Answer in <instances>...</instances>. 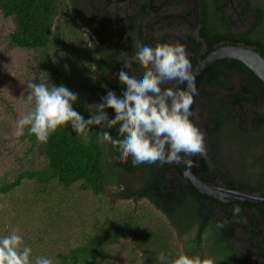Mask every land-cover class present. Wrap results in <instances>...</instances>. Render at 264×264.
Listing matches in <instances>:
<instances>
[{
    "label": "rangeland",
    "instance_id": "1",
    "mask_svg": "<svg viewBox=\"0 0 264 264\" xmlns=\"http://www.w3.org/2000/svg\"><path fill=\"white\" fill-rule=\"evenodd\" d=\"M82 1L97 7L98 22L92 24V29L85 28L79 22L73 30L65 29L63 36L52 35L49 46L43 50H27L11 46L9 34L14 30V22L11 18H4L0 13V185L12 182L26 170L39 169L47 164L43 156L37 153L36 148H33V154L26 153L30 143L25 136L26 127L32 117L45 108L49 100L48 95L53 90L49 86L47 77L52 64L67 69V79L71 82L72 90L78 88L81 91V95L93 112L104 100L103 96L100 97L103 88L102 79L95 67V44L98 47L109 44L112 51L117 53L130 38L128 28L130 17L138 14L142 7L146 9L145 14L138 16L133 32L141 24L143 37L147 41L151 38L159 39L161 35L167 33L162 29V22L157 24L155 22L157 18H151L155 12L150 8L149 0H114L108 5H104V0ZM145 1L147 2L142 3ZM183 1L168 0L164 5L165 20H172V26L168 29L172 36L168 42L173 44L176 50L168 51V57L159 62L147 60L154 84L145 85L133 78L128 80L126 85L127 91L141 103L162 107L168 123L174 122V113L179 100V92L175 86L185 79L188 71V68L180 65L186 55V50L180 47L181 42L188 34L199 41L196 29L184 33L181 27H175L174 22L180 25L181 23L167 16L168 13H172V9L176 10L174 13L185 14L182 9H179L183 8ZM205 2L208 5L207 10L215 12L218 5L213 4L214 0H205ZM224 2L226 0L221 1V4ZM255 3L264 8V0H256ZM154 4L157 5L158 2ZM185 7L188 10L184 16L186 19H191L190 12L195 17L198 15V6L195 8L191 4H186ZM61 8L66 10L69 16H73L68 0L61 3ZM237 11L235 0L225 4L224 19L232 22L233 33L244 32L254 21L253 14L239 16ZM103 13H108L115 24L101 25L100 19L103 18ZM55 24L60 22L56 21ZM54 36L59 40L57 44H55ZM178 48L181 49L179 52ZM112 51L109 50L108 55H115ZM227 77L235 90L210 95L212 85L208 84L203 87L204 92L208 91V95L201 98L200 105L195 109V137L199 143L198 151L211 168L213 164L209 156L211 148L206 140V133L211 127V122L206 98L213 96L216 97L215 100L220 98L230 102L233 97L245 99L249 97L239 91L243 80L236 81L232 74H227ZM157 85L170 89L168 92H163L157 88ZM95 96H97V102ZM251 105L253 104L241 103L235 106L234 114L240 119L241 125L247 129L248 138L255 142L256 134L249 130V121L253 116ZM256 105V110L264 115V98H261ZM151 129L156 134L154 146H167L169 155L178 161L173 132L154 129L153 126ZM238 134L240 132L229 124L222 126L218 139L225 146L221 151L222 163L217 165L227 168L235 180L245 181L264 194V180L260 181L264 172V126L260 133L259 144L256 143L251 156L246 160L238 156V146L235 145ZM223 169L219 170L220 174ZM167 177L171 181L177 179L171 171L167 172ZM123 180L132 187L139 186L141 182L135 175H125ZM80 185L81 183L77 182L65 189L56 180H52L42 191V187L34 180L24 179L19 186L2 195L0 198V264H88L83 253L80 254L78 261L72 256L67 259L60 258V254H66L81 247L86 238L98 233L104 235L114 233L117 229L116 222L129 216L134 224L129 226L128 233L133 231L135 233L121 237L112 244L104 245L98 264H182V251L180 243L175 238L174 230L147 198H142L137 203H133L130 199L118 198L112 202L108 192L97 193L92 189H82ZM118 189L110 190L117 192ZM217 213L226 220L225 215L220 211ZM247 217L245 213V218ZM242 222L244 224L242 229L234 228L233 246L242 252L247 263L264 264V258L257 254L258 251L249 252L251 247L247 240L249 234L247 223ZM259 225L261 229H264V222ZM158 240L162 242V245L158 244Z\"/></svg>",
    "mask_w": 264,
    "mask_h": 264
},
{
    "label": "trees",
    "instance_id": "2",
    "mask_svg": "<svg viewBox=\"0 0 264 264\" xmlns=\"http://www.w3.org/2000/svg\"><path fill=\"white\" fill-rule=\"evenodd\" d=\"M64 1L0 0L1 15L4 18H11L15 26L9 34L10 45L27 50H43L49 46L52 35L63 36L65 29L73 30L79 22L87 29H92V24L98 22L96 17L98 9L91 3L68 0L73 13V16H69L68 12L61 8ZM112 1L114 0H104V5ZM195 1L206 13L207 2ZM221 1L224 0L213 2L218 5L217 13L222 12L225 4L233 0H226L223 4ZM235 1L237 14L239 16L253 14L254 21L240 34L230 32L232 22L227 20L222 23L221 28L224 30L217 26L208 27L203 22V28L199 33L207 45L203 56L221 44H240L256 50L264 57V8L256 4V0ZM141 12L140 10L138 14L130 17L129 39L134 41L124 45L117 53L112 51L109 44L104 47L95 44V67L103 84L100 97H104L95 111H91L78 88L72 90L71 82L67 79V69L52 64L47 77L53 90L48 95L49 100L45 108L32 117L26 127L25 136L30 143L26 153L33 154V148H36L37 153L43 156L47 164L39 169L26 170L12 182L1 184L0 198L12 188L19 186L24 179L34 180L42 187V191L52 180H56L65 189L80 182L82 189H92L97 193L108 192L112 202L118 198L130 199L137 203L140 199L147 198L174 230L182 251V264H249L244 260L242 252L231 245L235 232L233 228H229L237 224V220H234L236 219L234 215L239 211L236 206L248 207L253 210V215H258L257 210L264 207V204L217 203L210 207L208 205L210 203L203 202L205 198L192 184L185 183L181 177L176 181L169 180L167 172L171 168H176L180 172L185 166L179 168L173 164L167 146L153 145L155 135L146 125L141 112L145 111L154 116V109L144 107L126 89L127 81L133 78L145 84L154 82L147 58H154L158 62L164 60L168 51L174 47L167 41L165 35L147 41L143 37L141 24L133 32L136 18ZM100 20L101 25L115 24L108 13H104ZM56 21L60 24H55ZM56 36L55 44L59 41ZM190 41L194 42L193 39ZM56 49L58 50L57 46ZM109 50L115 55H108ZM234 64L257 80L264 90V84L238 60L218 62L214 66V75L221 71L217 69L218 66L230 67ZM131 69L133 70L130 71ZM247 90L249 91V88L244 86L243 91ZM95 101L97 102V96ZM253 101L257 103L256 97ZM209 104L212 108L208 112L211 114L209 120L213 126L207 132V141L212 150L215 168L217 171L224 168L222 179L231 188L259 192L257 187L232 178L223 165H217L222 163L221 151L225 146L218 139V133L222 131L224 124H229L240 132L235 143L241 146L238 156L242 160L251 156L254 146L256 143L259 144L260 140L255 139L253 142L248 138L247 129L241 125L240 119L229 104L223 100L213 99ZM163 112L161 109L160 113ZM255 120L259 122L258 125L263 124L264 116L256 112ZM197 165L201 172L208 169L204 158L198 159ZM125 175H135L140 179V185L130 186L123 180ZM262 180L264 174L260 178L261 182ZM111 188L119 189L113 192ZM259 194L264 195L261 192ZM217 205L228 211V223L218 219L214 214L213 209ZM132 224L134 223L130 216L124 217L116 222L117 229L114 233L107 235L98 233L88 237L81 247L60 254V258L67 259L72 256L78 261L80 254L83 253L88 264H98L104 245L135 233V231L128 233ZM158 244L162 245V242L158 240ZM255 250L264 258V242L252 244L250 253H255Z\"/></svg>",
    "mask_w": 264,
    "mask_h": 264
},
{
    "label": "flooded vegetation",
    "instance_id": "3",
    "mask_svg": "<svg viewBox=\"0 0 264 264\" xmlns=\"http://www.w3.org/2000/svg\"><path fill=\"white\" fill-rule=\"evenodd\" d=\"M149 1L150 2H148V4H149L151 10H153L155 12L154 13L155 15H151V18L152 17L153 18L156 17L157 20H155V22L157 24H160V22H162V26H163L162 29L166 30L167 33H168V34L164 33L163 36L165 35L167 37V41L168 40L170 41L172 34L169 33L168 29H169V26H172V24H171L172 20H169V19L165 20V13H164V5L167 3L168 0H149ZM146 2L147 1L142 2V3H146ZM153 2L154 3L158 2V4L156 5ZM153 4L155 6H153ZM186 4H188V5L191 4L195 8L198 6V2L195 1V0H184L183 3H182L183 8H179V9H182L185 14L174 13L176 10L175 9H172V10L170 9L172 11V13L171 14L168 13V15H167L169 18L176 19L179 23H181V25H180L176 21L174 22V23H176L175 27H177V28L181 27L182 31L184 33H189V32L192 31V29L193 30L196 29L195 32H196L197 38L199 39V41H196L195 38H193L191 35L188 34V35H186L185 39H183V41L181 42L182 44L180 45V47H182V48H184L186 50V55L183 57L180 65L183 68H188V71H187V74L185 76V79L181 83H178L177 86H175V89L179 92V95H178V99L179 100H178V104H177V109H176V111L174 113V120H173L174 122L173 123H168L166 121L165 112H163V114L160 113V110L163 109L160 106L155 107V106H151V105H147V104H143L142 103L144 107H149V108L154 109L155 115L153 116L151 114L146 113L145 111L141 112L142 116H144V119L146 121V125L148 126L150 131L155 135L153 137L154 143H155V139H156V134L151 129V126H153L154 129L159 128L161 130H171L173 132L175 146H176V150H177V153H178V161L176 159H173V158L172 159H173V164H175V166H177L176 163H180L181 164V166H179V168L180 167L183 168V166H185L184 163L181 162L180 157H179V155H180V151L178 149V145H179L178 141L179 140H178L177 131H176V127L180 123V117H181V113H182V110H183L182 99L184 100L185 87H186V83L188 81V77L190 76V74H191V72L193 70L192 68H194V66L201 59H203L206 56V55L203 56V54H204V52H205V50L207 48V45L205 43L204 38L200 37L199 33H200L201 29L203 28V22L208 27L209 26H213V27L217 26V28H221L222 27V23L225 20L224 19V10L222 12H220V13L219 12L217 13L216 10H214L215 12H210V10H207V12L205 13V12H203L201 6L197 7L198 15L196 17L193 16V13L190 12L189 14H190L191 19H186L184 17V16H186V13L188 12L187 8L185 7ZM140 8H141V6H140ZM140 10L142 11L140 15H144L146 9L144 8L143 10L142 9H140ZM140 15H139V17H140ZM138 18H136V20ZM167 23H168V25H166ZM231 26H232V24H231ZM231 26H230V32H232L231 31ZM133 28H135V27L133 26ZM177 30L181 31L180 29H177ZM222 30H224V28ZM168 35L170 36V39H169ZM173 37L177 38L176 35H173ZM190 39H193L194 42H191ZM127 41L128 42H127L126 45H128L130 41H134V40L128 39ZM172 50H176V48L173 47V49H170L169 51H172ZM177 50L179 52L181 49L178 48ZM199 52H201V53L199 54ZM197 55H199V56H197ZM167 57H168V53H167V56L164 59H166ZM148 59H151L152 61L154 60V58H147V60ZM226 60H231V59H226ZM214 66H212L207 71L206 75L204 76V78H203V80L201 82V85L199 86L198 96L196 98L195 109H196L197 106L200 105L201 98H203V97L208 95V91L204 92V90H203V87L208 85V84L212 85V87L210 89V92H209L210 95L212 93L219 94V92H226V93L227 92H233L235 90V88L231 84V80L227 77V74H229V75L232 74V75H234V79L236 81H240V80L244 81V82H242V85L239 86V91L243 95H248L249 97L246 98V99L245 98H239V97H233L232 101H230V102H225L224 100L223 101L230 105V107L233 109V112H234V107L238 106L241 103H247V104L248 103H252L253 104V105H251V107L253 108V116H252V119L249 121L250 122L249 129H250L251 132H255V134H256L255 139L261 140L260 133L262 132V128L264 126L263 125L264 123L263 124H259V125H261V126H259L258 125L259 122L257 120H255L256 119V112H259V111L256 110V108H257L256 106L257 105H256L255 101H253L255 97H256V100H257L256 102H258L261 98H264V90L262 89L261 84L258 83V81L255 80L248 73H246L244 71H241L237 66H235V64L231 65L230 67L218 66L217 69L219 68V69H221V71L219 72V74H215V75H214V73H215L214 72V70H215ZM132 70L133 69H131L130 71H132ZM141 83H143V82H141ZM143 84H145V83H143ZM151 84H154V82H152ZM151 84H145V85H151ZM244 86L248 87L249 91L247 90L246 92H244L243 91V87ZM157 88L160 89V90H163V92H168L169 89H170V88H167L165 86H160V85H157ZM253 89H254V93H252ZM142 90H144V89H142ZM215 98L216 97H213V96H211V98L210 97L206 98L207 99L206 103H207V106H208V110H212V108H210V106H209L210 105L209 101L211 99L216 101ZM217 100H222V99L217 98ZM208 115L211 116V114H208ZM195 125L196 124H195V111H194V124H193L194 136H195ZM212 126L213 125L211 123V127L207 130V132L212 128ZM207 137H208V133H206V140H207ZM166 141H168V139H166ZM195 141H196V151H197V161H198V159H201V158H204V157H202L199 154V151H198V144L199 143H198V140L196 139V137H195ZM154 143H153V145H154ZM235 145H237V144H235ZM237 146H238L237 151H238V153H240L241 152V146H240V144H238ZM209 156H210V161L212 162V157H213L212 150H211V154ZM206 162H207V160H206ZM215 167H216V165L212 164V168H211V167H209V164H208V169L207 170L202 171V172L199 171L201 177L204 179L205 182L210 183L211 185L230 187L228 184L224 183V180L222 179V176L224 174V170H223L222 174H220V172L217 171V169ZM184 168H186V167H184ZM170 171H171L172 174H175V176L177 178L176 180H178L179 177H181L182 180L185 183H190L188 180L185 179L184 173H183L184 171H180L179 172L176 168H171L168 172H170ZM203 202L204 203H210V204H208L210 207H214L217 204V203H215L213 201L207 200L206 198L203 199ZM236 208L239 210L236 213V215H234V217H236V219H234V220H237V224H236V226L230 227L229 229H232V228L233 229L234 228L242 229L243 225H244L242 221H244V222L247 223L246 226H247L248 233H249L247 240H248L249 246L252 248V244H256L258 241L264 242V229H261V227L259 225L261 222H264V207H262V208L257 210L258 215H253V210L248 208V207H245V206L242 207V208H239L238 206H236ZM219 211L223 215H225L226 220L222 219L218 215L217 212H219ZM213 212H214V214L216 215V217L218 219L224 221L225 223H228L227 219H228L229 213H228V211L225 208H222L220 205H217V207H215L213 209ZM245 213H247V215H248L247 218H245ZM254 230H256V231H254ZM252 231L255 232V233L253 234ZM234 232H235V230H234ZM232 241H233V239L230 242L231 245H233ZM250 250H249V252H250Z\"/></svg>",
    "mask_w": 264,
    "mask_h": 264
},
{
    "label": "water",
    "instance_id": "4",
    "mask_svg": "<svg viewBox=\"0 0 264 264\" xmlns=\"http://www.w3.org/2000/svg\"><path fill=\"white\" fill-rule=\"evenodd\" d=\"M226 59H234L243 63L264 84V57L256 50L240 44H221L209 52L192 68L185 87L183 110L180 123L176 127L178 136V149L180 160L186 168L184 177L205 198L215 203H252L264 204V196L245 190H237L231 187L211 185L201 177L197 165L196 141L194 136V111L199 86L207 71L218 62ZM181 166L180 163H176Z\"/></svg>",
    "mask_w": 264,
    "mask_h": 264
},
{
    "label": "clouds",
    "instance_id": "5",
    "mask_svg": "<svg viewBox=\"0 0 264 264\" xmlns=\"http://www.w3.org/2000/svg\"><path fill=\"white\" fill-rule=\"evenodd\" d=\"M262 196V195H261ZM264 196V195H263ZM207 199V198H206ZM207 200H209V199H207ZM211 201V200H210Z\"/></svg>",
    "mask_w": 264,
    "mask_h": 264
},
{
    "label": "crops",
    "instance_id": "6",
    "mask_svg": "<svg viewBox=\"0 0 264 264\" xmlns=\"http://www.w3.org/2000/svg\"><path fill=\"white\" fill-rule=\"evenodd\" d=\"M137 21V20H136ZM135 27V26H134ZM142 33H143V31H142ZM146 39V38H145Z\"/></svg>",
    "mask_w": 264,
    "mask_h": 264
}]
</instances>
